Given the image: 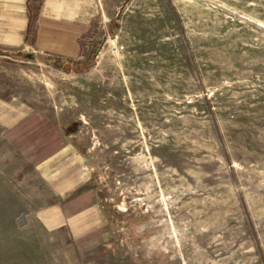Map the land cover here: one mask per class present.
<instances>
[{"label":"rangeland","instance_id":"1","mask_svg":"<svg viewBox=\"0 0 264 264\" xmlns=\"http://www.w3.org/2000/svg\"><path fill=\"white\" fill-rule=\"evenodd\" d=\"M81 3L78 68L0 65L45 156L69 146L83 172L57 220L21 170L30 198L4 194L0 264H264V0Z\"/></svg>","mask_w":264,"mask_h":264},{"label":"crops","instance_id":"2","mask_svg":"<svg viewBox=\"0 0 264 264\" xmlns=\"http://www.w3.org/2000/svg\"><path fill=\"white\" fill-rule=\"evenodd\" d=\"M77 3L78 0H44L38 14L36 40L31 44L25 41L28 0H0V65L7 64L4 61L9 59L16 60L13 56L19 52L40 55L45 65H52V61L82 64L85 54L81 35L87 31L91 16L82 12L83 3L80 10L75 7ZM34 116L23 101L0 89V208L6 200L5 193L14 200L30 198L22 195L15 185L26 184L25 180L18 178L29 174L22 169L32 167L34 176L39 177L42 183L46 182L58 198V203L50 210L43 207L36 214L45 216L54 212L59 216L57 220H61V203L70 195H77L83 187L82 167L78 168V157L73 156L75 161L68 159L73 155L69 146L54 156H45V145L36 139L37 129L31 124ZM33 150L40 152L38 160L31 154L27 155ZM63 158H66L65 163L61 164ZM23 214L33 213L23 210L13 213L16 216Z\"/></svg>","mask_w":264,"mask_h":264},{"label":"trees","instance_id":"3","mask_svg":"<svg viewBox=\"0 0 264 264\" xmlns=\"http://www.w3.org/2000/svg\"><path fill=\"white\" fill-rule=\"evenodd\" d=\"M38 14L39 10H34L32 8V5L30 4V0H28V9H27V16H28V24H27V29H26V38L25 41L29 42L31 44H34L37 36V20H38ZM17 56L19 57H30L34 58V55L31 54H18ZM51 64L61 66L62 68L69 70L70 68H78L80 63H75L72 61H61V62H56L52 61ZM76 65V66H75Z\"/></svg>","mask_w":264,"mask_h":264}]
</instances>
